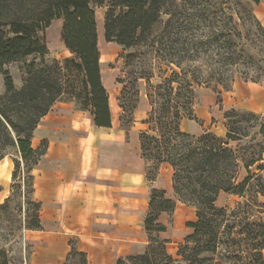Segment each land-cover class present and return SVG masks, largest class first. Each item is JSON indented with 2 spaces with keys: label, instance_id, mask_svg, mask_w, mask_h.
Returning <instances> with one entry per match:
<instances>
[{
  "label": "trees",
  "instance_id": "1",
  "mask_svg": "<svg viewBox=\"0 0 264 264\" xmlns=\"http://www.w3.org/2000/svg\"><path fill=\"white\" fill-rule=\"evenodd\" d=\"M248 2L253 7H248ZM260 0H0V74L3 75L5 91L0 95V130L3 137L0 145V160L11 148L23 163L22 180L32 192V166L46 151V142L32 148L33 131L53 104L67 95L80 109L88 111L92 123L98 127H111L109 96L103 83L100 50L96 25V7H104L103 36L122 48L120 58L128 69L130 80L123 84L117 96L121 109L118 120L120 127L127 130L133 123V113L139 103L138 81L145 80L153 91H147L150 105L143 123L147 129L139 133L141 157L148 180H153L161 163L171 165L172 188L176 198L195 209V220L186 222L191 232L178 244L176 258L167 253L163 240L154 234L165 230L159 223L161 212L171 213L175 200L167 198L163 190L152 189L149 209L144 218V228L149 234V243L141 254L119 258L115 264H155L152 255L159 256L160 264H220L224 258L238 260L235 264H264V221L250 220L248 212L239 220L240 239L230 236L234 225L230 218H239L240 210H228L215 204L219 192H232L244 196L248 188L255 194L264 195V181L251 171L264 155V112L256 114L245 110L224 111L226 134L218 136L212 131L198 136L180 129L183 117L196 119L193 114L195 86L205 84L208 79L188 75L181 61L185 58L188 42L195 35L191 26L195 22L218 21L225 28L215 35L222 36L219 46L224 59L233 61L236 50L228 36L233 16L228 13L241 6L248 10L257 23L253 8ZM245 3V4H244ZM54 20H61L60 41L70 52L62 61L54 59L48 64L44 57L48 48L38 33L49 27ZM264 34V30H261ZM175 45V46H174ZM175 48L178 60H169L180 71L172 69L167 77H160L156 85L150 84L154 77V60L163 59V50ZM181 54V55H180ZM37 56L39 62L25 65V76L19 88L5 65ZM170 64H168L170 66ZM195 72L194 70H192ZM192 72V73H193ZM200 74V73H199ZM217 83L222 77L215 78ZM123 82V81H120ZM233 79H231V83ZM232 85L224 90H230ZM218 93L217 86L212 87ZM7 106V107H6ZM258 125L261 139L248 146L244 154L238 145L249 136L250 123ZM249 148L251 149L249 152ZM257 148V149H256ZM248 154V155H246ZM14 162L12 179L19 169ZM240 162L246 175L236 182ZM263 168L262 164L257 167ZM253 181L255 184H253ZM34 214L27 229H41L38 212L40 203L33 201ZM238 204V209H240ZM226 222V223H225ZM246 244L247 256H242L241 242ZM229 242L236 246L233 253ZM226 248L223 249L222 245ZM78 255L82 264L83 253L73 247L69 257ZM60 264H68V260ZM0 264H8L4 251L0 250Z\"/></svg>",
  "mask_w": 264,
  "mask_h": 264
},
{
  "label": "crops",
  "instance_id": "2",
  "mask_svg": "<svg viewBox=\"0 0 264 264\" xmlns=\"http://www.w3.org/2000/svg\"><path fill=\"white\" fill-rule=\"evenodd\" d=\"M255 10L264 16L262 0ZM102 61L100 56L101 71ZM233 84L232 90H224L232 95L219 92V101L208 94L195 104L196 119L183 117L180 129L195 136L212 131L224 137V111L264 112V86L252 81ZM227 98L233 102H226ZM109 106L111 127L107 128L94 125L88 111L74 102H55L33 131L32 148L46 142L45 153L31 169V197L40 203L41 224V229H29L36 239L34 264L63 263L72 247L84 254L88 264H115L119 258L141 254L149 243L144 218L154 188L175 200L171 213L158 216L165 230L154 234L166 241L168 253L174 255L178 243L191 232L186 222L195 220V209L174 195L171 165L161 163L153 180L145 176L139 133L146 130L143 120L149 110L137 106L133 123L125 130L118 120L120 107L110 98ZM10 166L8 162L5 168L10 171Z\"/></svg>",
  "mask_w": 264,
  "mask_h": 264
},
{
  "label": "rangeland",
  "instance_id": "3",
  "mask_svg": "<svg viewBox=\"0 0 264 264\" xmlns=\"http://www.w3.org/2000/svg\"><path fill=\"white\" fill-rule=\"evenodd\" d=\"M245 1L246 0H242V2ZM262 2L264 3V0H262ZM247 5L249 8L253 7V3L251 2H248ZM104 12V7L95 8L96 21L102 23L101 36L98 37V46L101 53V59H103L101 73L108 96L111 102L115 105L118 104L117 96L120 89L123 84L130 80V77L128 76V69L124 67L123 60L120 58L122 48L115 43H108L104 40ZM228 13H230L234 19L229 26L231 28L230 31L227 29L229 32L228 36L232 39L230 42L236 50L235 54L232 56L234 62H231L230 59H224L220 54V52L223 53V50L219 46L223 45L224 38L222 36L217 37L215 33L221 30L222 32L225 31V28L221 26L222 23L218 21L216 24L210 26L208 22L199 21L193 23L191 26L192 33L195 36L193 38L191 37V40H189L187 45L190 49L187 54L189 56L183 58L181 63L190 70L188 72L189 76L192 77V75L195 74L197 77L209 80L208 87H206L205 84L195 86L196 104H201L202 99L206 98L208 94L216 96L217 100L220 101L221 96H218L216 91L212 89L214 86H217L221 94H224L226 97L232 94L227 93L228 91H224L223 88L230 87L233 83V85H235L242 81L248 83L252 81L260 86H264V34L261 31L264 30V16L259 15L253 8V13L258 20L256 23L254 18L250 17V12L243 9L241 6L235 7L233 11H229ZM61 25V20H54L49 27L38 33L39 37L44 41L48 48V53L44 57L48 64H51L54 59L62 61L65 57L70 56L60 41ZM174 49L175 48L171 47L168 49L166 48L162 52L163 59L160 60L156 58L154 60V77L150 79L151 85H156L161 80L160 77L169 76L172 69L180 71V69L174 64L168 63L170 59L173 61L179 59V56ZM31 61L38 63L39 58L32 55L5 65V69H7L12 76L16 88H19L22 85L25 76V65ZM168 64H170V66ZM217 77H222L223 81L217 83L215 81V78ZM231 79H233L232 83ZM137 87L139 90L138 106L142 107L143 105V108L150 110L146 92L153 90L146 84L145 80H139ZM4 91L3 75L0 74V95H2ZM59 101L70 102V99L67 95H64L56 102ZM226 102L232 103L233 100L227 98ZM145 129H147V124ZM257 130V123L251 122L248 130L249 136L243 138L237 144L236 142L230 144L234 147L238 145V152L240 155H243L245 153L244 150L248 149V146H254L257 141L261 139ZM2 139L3 137L0 130V145ZM250 150L251 149L249 148L248 152ZM1 151L4 152L5 155L0 160V250L5 252L8 264H34L31 257L34 251H36L34 249V240L36 239L30 237V231L27 229L32 223L34 207L32 204L33 200L30 187L25 185L22 180V177L24 176L22 173L23 163L20 158L15 155L16 153L13 149L5 148ZM14 159L18 161L19 166L15 180L12 179ZM8 162L11 164L10 171L5 168L8 165ZM259 164L263 165V168L260 170L257 168ZM239 165L240 167L236 176V182L241 181L246 175L241 162ZM251 171L260 175L264 181V155L260 162H257L251 167ZM253 184H255L254 181ZM255 190L256 189L248 188L243 197L232 192H219L215 201L217 206L227 209L228 213L232 208L240 210L238 214L239 218H230L228 220L227 223L233 224L234 228L230 236L227 235L225 238L228 239L233 237L234 239H240L237 232L240 229L239 220L244 216L243 210L248 212L250 220L257 221L260 219L264 221V195L255 194ZM238 204L241 206L240 209H238ZM182 241L183 239L181 242ZM229 245L230 248L228 249L232 252L236 246L230 242ZM240 246L243 249L241 255L247 256L248 252L246 251V244L242 241ZM221 247H223V249L226 248L224 244ZM262 255L264 257V249L262 250ZM171 256L176 258V252ZM151 257L152 260H156L155 264H160L159 256L156 255L154 257L152 255ZM68 259V264H82L78 255H73ZM237 262L238 260L236 258H231V260L228 259L227 261L224 258L220 260V264H235Z\"/></svg>",
  "mask_w": 264,
  "mask_h": 264
},
{
  "label": "bare ground",
  "instance_id": "4",
  "mask_svg": "<svg viewBox=\"0 0 264 264\" xmlns=\"http://www.w3.org/2000/svg\"><path fill=\"white\" fill-rule=\"evenodd\" d=\"M96 25H97V32H98L99 36H101L102 23L96 21ZM8 175H9V174H8Z\"/></svg>",
  "mask_w": 264,
  "mask_h": 264
}]
</instances>
